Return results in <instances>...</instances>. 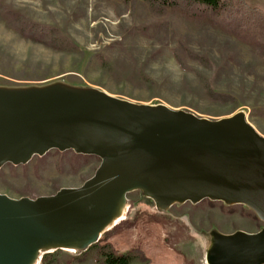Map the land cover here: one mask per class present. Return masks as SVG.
I'll return each mask as SVG.
<instances>
[{
    "label": "rangeland",
    "instance_id": "obj_1",
    "mask_svg": "<svg viewBox=\"0 0 264 264\" xmlns=\"http://www.w3.org/2000/svg\"><path fill=\"white\" fill-rule=\"evenodd\" d=\"M2 1L34 22L59 28L78 51H55L22 38L0 19V89L58 86L93 91L210 121L241 114L264 137V57H258L250 45L209 25L196 28L178 10L168 9L157 18L142 0ZM244 1L264 13V0ZM201 79L231 99L211 101ZM76 155L51 150L25 165L0 166V194L36 199L62 188L81 187L93 177L100 159ZM118 206L122 214L103 233L122 221L131 222L109 239L117 253L143 254L130 264H208L217 236L264 228L243 204L206 199L163 206L144 189L128 191ZM90 244L78 239L48 245L34 264H41L45 254L57 258L54 264H101L103 258L94 252L83 254Z\"/></svg>",
    "mask_w": 264,
    "mask_h": 264
},
{
    "label": "water",
    "instance_id": "obj_2",
    "mask_svg": "<svg viewBox=\"0 0 264 264\" xmlns=\"http://www.w3.org/2000/svg\"><path fill=\"white\" fill-rule=\"evenodd\" d=\"M51 150L100 164L79 188L36 199L0 194V264H24L48 245L96 243L134 189L163 206L243 204L264 223V137L241 114L210 121L93 91L0 89V166L25 165ZM214 240L209 264H264V228Z\"/></svg>",
    "mask_w": 264,
    "mask_h": 264
},
{
    "label": "trees",
    "instance_id": "obj_3",
    "mask_svg": "<svg viewBox=\"0 0 264 264\" xmlns=\"http://www.w3.org/2000/svg\"><path fill=\"white\" fill-rule=\"evenodd\" d=\"M142 1L149 6L153 16L157 18L163 17L168 9L178 10L192 22L194 27L201 28L209 25L234 37L238 42L250 45L258 57H264V13L256 7H250L244 0ZM0 19L22 38L55 51L67 53L78 51L71 39L67 38L59 28L34 22L6 6L2 0H0ZM174 55L180 66L184 67L177 51ZM191 56L198 58L195 55ZM201 81L203 92L211 101L227 103L231 99L230 95L215 91L210 82L202 79ZM129 223L131 222L122 221L103 233L98 241L91 244L83 254L94 252L96 257L103 258L101 264H130L135 256L144 258L138 250L117 253L109 242L121 226ZM56 261L57 258H54L52 254H45L41 259V264H54Z\"/></svg>",
    "mask_w": 264,
    "mask_h": 264
},
{
    "label": "bare ground",
    "instance_id": "obj_4",
    "mask_svg": "<svg viewBox=\"0 0 264 264\" xmlns=\"http://www.w3.org/2000/svg\"><path fill=\"white\" fill-rule=\"evenodd\" d=\"M119 203V200L118 202ZM119 204H117V207L112 215V220L113 222L118 219L120 217V215L122 214V208L118 206ZM124 208V207H123ZM43 247H40L24 264H34L35 261L39 260V251L40 249H42ZM67 251H71L69 249H66ZM208 263V260H207ZM209 264V263H208Z\"/></svg>",
    "mask_w": 264,
    "mask_h": 264
},
{
    "label": "crops",
    "instance_id": "obj_5",
    "mask_svg": "<svg viewBox=\"0 0 264 264\" xmlns=\"http://www.w3.org/2000/svg\"><path fill=\"white\" fill-rule=\"evenodd\" d=\"M257 232H258V231H257ZM246 233H256V232H255V231H250V232H249V231H247Z\"/></svg>",
    "mask_w": 264,
    "mask_h": 264
}]
</instances>
